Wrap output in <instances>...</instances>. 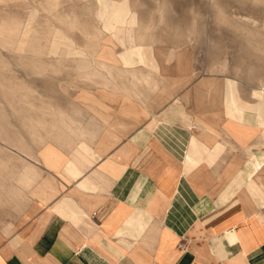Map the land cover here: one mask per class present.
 <instances>
[{
	"label": "crops",
	"instance_id": "obj_1",
	"mask_svg": "<svg viewBox=\"0 0 264 264\" xmlns=\"http://www.w3.org/2000/svg\"><path fill=\"white\" fill-rule=\"evenodd\" d=\"M154 72L125 103L132 116L101 99L102 129L86 138L95 158L78 177L65 168L80 140L72 133L54 168L43 143L20 152L40 176L15 198L16 218L0 219V264H264V101L239 86L238 117L229 77L157 88Z\"/></svg>",
	"mask_w": 264,
	"mask_h": 264
},
{
	"label": "rangeland",
	"instance_id": "obj_2",
	"mask_svg": "<svg viewBox=\"0 0 264 264\" xmlns=\"http://www.w3.org/2000/svg\"><path fill=\"white\" fill-rule=\"evenodd\" d=\"M128 1L142 21L135 32L136 43L154 47L159 70L152 76L155 74L157 88L165 84L196 88L203 77L211 78L207 85L229 77L240 88H261L264 92V0ZM103 5L104 0H0V172L6 188L0 219L13 221L18 215L16 199L8 193L11 174L14 176L22 164L18 147L36 150L45 142L60 146L55 135L60 130L44 121L55 120L60 110L72 111L78 105L89 116L91 110L97 116L102 113L97 103L86 109L82 100L86 91L101 97L102 88H106L99 78L90 80L78 69L75 59L82 57L53 54L48 47L61 31L77 48L93 52L96 60L100 55L119 65L118 53L125 46L117 43L113 49L109 46L111 37L101 32L96 11ZM134 66L145 70L139 62ZM112 69L113 85H132L123 71ZM139 85L137 88H145ZM43 114L49 119H43Z\"/></svg>",
	"mask_w": 264,
	"mask_h": 264
},
{
	"label": "bare ground",
	"instance_id": "obj_3",
	"mask_svg": "<svg viewBox=\"0 0 264 264\" xmlns=\"http://www.w3.org/2000/svg\"><path fill=\"white\" fill-rule=\"evenodd\" d=\"M57 1H59V0H57ZM96 16L101 23V28H102L101 32L107 33V35H109L111 37L110 40H111L112 44H109V46H111L113 49H115V45L117 43L125 46V50L118 53V58H119L118 61L120 62L119 65L116 63H109L108 61L101 58L100 55L98 56L99 59L96 60L95 57H93V52H91L89 49H86V48H77L74 45V43L72 42V40L69 39V37H65L62 35L61 31H57L54 38L52 37L53 39L50 42L48 49L53 54L60 53L62 55V53H64L68 56L82 57L81 59H75L77 61L78 69L80 71H82V73L85 76H87L90 80L94 81V80H96V77L99 78L97 80H100L103 83V86L106 87V88H102L104 90V94H102L101 97L95 95L92 92L86 91L84 94L81 95L82 100H84L85 102L97 103L99 106H102V102H101L102 97L103 98H109L112 100H118L117 97H120L121 100L123 101V103L121 104V106L117 110V112L119 111L123 115L132 116L134 113V109L132 108V106L126 107L125 103L127 101H132L133 96H134V94L132 92H133V90H136V88L139 84L140 85L148 84L151 80V73L159 70V62L155 56L154 47L151 44L150 45H144V44H137L136 43L135 32L138 28L142 27V24L140 23L142 21H139V18H138L136 11L131 7L128 0H104V5L101 8L97 9ZM141 18H142V16H141ZM169 19L170 18H167V20H169ZM170 31H171V28H170ZM155 35H157V34H155ZM168 35L170 36V34H168ZM164 37L166 38V36H164ZM150 41H151V38H150ZM152 42H154V41H152ZM105 46H106V44L104 45V47ZM92 49H93V47H92ZM21 50H22V48H21ZM99 54H100V52H99ZM134 57H135L134 60H136V61H133ZM137 62H139L141 64V66H144L145 70H143L142 68L135 67L134 64ZM114 67H118V69L120 70V73H122V71H123L124 75H126L132 81V85H130L129 87H125V88H121L119 86L120 84L119 85L118 84L113 85L112 82L114 80L113 79L114 78V76H113V70L114 69H112V68H114ZM74 68H75V66H74ZM146 68H148L149 71ZM115 70H116V68H115ZM226 84H227V88H230V90H231V92L228 93L227 97H226L227 100L230 102L229 103V111L236 113V116L241 117L243 115L244 104L240 103L241 99H240V96L238 94V91H236L237 88H239V85L237 83L233 82L232 80L230 81L229 79H227ZM107 87H114V88H107ZM106 90H107V92H106ZM110 90L114 91V93H117V94L109 93ZM105 93H107V94H105ZM121 93H124V94L119 95ZM253 96L256 99H258L259 101H264V92H263V90H261V88L257 89V90H253ZM244 97H247V96H244ZM249 106L254 108V110H255V108L257 109L256 103H254L253 105H249ZM179 107H181V106H178V108ZM163 114H164V112H163ZM169 114L167 112V115H169ZM43 115H42L43 119H49V117H47L46 114H43ZM184 115H182V116H184ZM177 116H178V114H177ZM95 117H98V116L94 114V116H92V117L90 116V118H87L86 113H85V109L83 107L78 106V105H74L72 108V111L66 112V111L60 110V116L55 118V120H51V121L44 120L46 122V124H50L54 129H56L57 132L60 130V132L55 134L57 137V140L59 142H61L60 145L68 144V143L70 144L69 141L73 142V140H70V138L66 135L67 133H72V135H74V136L76 135L77 138L80 139L78 141L77 147L74 150L73 155L70 158H67V162L65 164L66 165L65 168H66L67 174L69 176H73V177L77 176L78 177V175L83 171V169H85L86 166L90 165L95 158V153L93 151V147L86 140L87 137L92 138V137L96 136V134L102 129V125H101L100 121L97 120V118L95 119ZM172 117H174V116H172ZM241 119L242 118H240V121H241ZM181 121H182V119H181ZM41 137L45 138V136H43V135H41ZM34 141H35V139H34ZM38 141H39V139H38ZM42 148L43 149L40 152L41 160L46 165L54 168L57 165L62 164L63 157H62V152H61V149L59 146H57L53 142H45ZM17 150L19 152H27V149L25 147H23V148L18 147ZM27 154H29V153H27ZM209 158H213V157H209ZM36 159H37V157H36ZM214 161L215 160H213V162ZM210 162L213 163L212 161H210ZM22 165H23L22 170H20L19 172H15L14 176H12L10 169H9V173L11 174V177H13L12 183L9 184V190H8L10 198L13 197L14 199L15 198L20 199L23 196V194H25L24 191L27 190V188L28 189L31 188L32 185H34L35 182H37V180L39 179L40 171L38 170V168L36 166H34L31 162L30 163H22ZM249 166H251V165H249ZM247 167H245L246 171H248ZM254 169H255V167H253V169L251 171H253ZM249 170H250V168H249ZM242 174H243V172H242ZM246 174L248 176L247 172H246ZM251 174H253V173H250L249 175H251ZM237 176H239V175H237ZM3 178H4V173L0 172V203H2V199H1L2 192H3V190L6 189V188L4 189ZM241 178H242V176H241ZM235 179H237V178H235ZM84 181H86V180H84ZM233 182H236V181H233ZM240 183H241V181L239 182V184ZM82 185H83V183H82ZM82 185H80V187L84 186V185L83 186ZM88 185L89 186L92 185V184H90V181H89ZM234 186H235V184H234ZM237 186H238V184H237ZM237 190H238V188H237ZM227 192H228V190H227ZM229 197L230 196H228V198ZM219 198H220V196H219ZM68 204H69V202H68ZM215 204L216 203L214 202V205ZM57 208L59 209V207H57ZM61 210H62V208H61ZM56 211H58V210H56ZM144 213H146V212H144ZM82 215H83V213H82ZM140 222L141 221H139V223ZM10 226L11 225L9 223L7 225H5V227H7V228H10ZM14 226H13V228H14ZM138 228H140V227H138ZM147 229H149V228H147Z\"/></svg>",
	"mask_w": 264,
	"mask_h": 264
}]
</instances>
